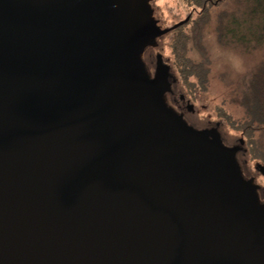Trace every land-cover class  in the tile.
I'll return each mask as SVG.
<instances>
[{
    "label": "water",
    "instance_id": "95a60500",
    "mask_svg": "<svg viewBox=\"0 0 264 264\" xmlns=\"http://www.w3.org/2000/svg\"><path fill=\"white\" fill-rule=\"evenodd\" d=\"M151 2L0 0V264H264L240 148L147 68L185 22Z\"/></svg>",
    "mask_w": 264,
    "mask_h": 264
},
{
    "label": "trees",
    "instance_id": "16d2710c",
    "mask_svg": "<svg viewBox=\"0 0 264 264\" xmlns=\"http://www.w3.org/2000/svg\"><path fill=\"white\" fill-rule=\"evenodd\" d=\"M182 1L191 13L187 21L169 31H172L173 63L170 68L178 75L174 85L180 79L191 94L207 91L210 58L204 35L213 22L215 39L220 46L234 47L245 54L258 52L251 71L229 98L231 104L241 108V120L234 119L223 108L216 107V111L227 128L240 132V145L235 146L240 148L237 158L243 174L246 176L240 156L245 153V147L252 158L260 162L255 163L256 166L264 169V0H227L228 4L222 9L216 8L225 0ZM212 125L217 126L223 141L232 145L224 137L223 122L216 121ZM255 134L260 135L258 141L253 139Z\"/></svg>",
    "mask_w": 264,
    "mask_h": 264
},
{
    "label": "rangeland",
    "instance_id": "374dc122",
    "mask_svg": "<svg viewBox=\"0 0 264 264\" xmlns=\"http://www.w3.org/2000/svg\"><path fill=\"white\" fill-rule=\"evenodd\" d=\"M226 4H228L227 0L221 2L216 9H222ZM151 5L154 9L155 17L159 19V24L162 27L171 28L181 21H187L188 19L186 20V18H189L191 13V10L182 0H154ZM171 32L158 38L157 47L149 48L144 54V57L152 66L158 53L167 65L170 67L173 65L170 50ZM204 44L210 58L207 91L191 94L180 79H178L176 85L173 84L172 89L176 92V96L182 95L184 97L185 105H191L195 110L194 113L190 114L192 124L212 127L215 126L212 125L213 122L221 121L224 124L222 129L227 141L232 143L231 146L240 145V132L227 128L228 126H226L224 119L218 117L216 107L225 109L234 119L241 120L243 115L241 108L231 104L229 98L237 90L238 84L241 85L242 78L251 71L258 52L245 54L234 47L220 46L215 39L214 22L208 26L205 32ZM171 71L174 81H177L178 75L173 70ZM253 139L258 141L260 135L255 134ZM240 160L242 161L246 177L254 178L255 183L261 186L262 191H264V169L256 166L255 163H260L257 158L253 159L249 154L248 148L245 147V153H241Z\"/></svg>",
    "mask_w": 264,
    "mask_h": 264
},
{
    "label": "flooded vegetation",
    "instance_id": "af4514ba",
    "mask_svg": "<svg viewBox=\"0 0 264 264\" xmlns=\"http://www.w3.org/2000/svg\"><path fill=\"white\" fill-rule=\"evenodd\" d=\"M152 1H154V0H152ZM168 28H170V27H168ZM169 33V32H168ZM149 49V48H148ZM147 49V50H148ZM146 50V51H147ZM146 53V52H145ZM143 58H144V60H145V62H146V65H147V68L150 70V72H151V75L152 74H154V72H155V70H156V68H157V65H158V61H159V59L161 58L162 60H163V58H162V56L160 57V54L158 53L156 56H155V59L154 60H156L155 61V63L153 64V66L148 62V60L143 56ZM163 63H165L164 62V60H163ZM170 94V95H169ZM179 97V98H178ZM166 100H167V102H168V104L170 105V106H172L177 112H179V113H182L183 114V116H184V118H185V120L189 123V124H191V125H193V126H195V127H198L197 125H195V124H192V122L190 121V114H192V113H194L195 112V110L193 109V107L191 106V105H185L184 104V98L182 97V96H176V92L175 91H173V89L171 90V92H169V93H167L166 94ZM198 128H201V127H198ZM250 176H248L247 178H249ZM259 198H260V201L264 204V191H262V189H261V186H260V188H259Z\"/></svg>",
    "mask_w": 264,
    "mask_h": 264
}]
</instances>
